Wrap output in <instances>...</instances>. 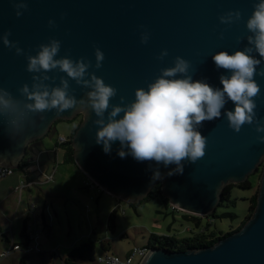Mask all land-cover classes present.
Segmentation results:
<instances>
[{"label":"water","instance_id":"water-1","mask_svg":"<svg viewBox=\"0 0 264 264\" xmlns=\"http://www.w3.org/2000/svg\"><path fill=\"white\" fill-rule=\"evenodd\" d=\"M15 2L0 0V36L11 32L9 41L17 42L26 55L33 56L39 45L55 39L61 43L56 59L76 61L83 57L93 66L94 52L99 48L105 57L102 67H92L89 72L117 89V96L110 100L115 106L121 103V97L125 103L134 101L135 90L146 89L161 69L174 66L177 56L190 63L193 81L204 80L222 89L219 77L230 73L218 70L212 56L219 51L233 54L247 46L250 33L246 21L258 0H25L27 10H21L19 18ZM229 11H239L241 19L231 25L221 24L219 17ZM49 20L55 21V28H49ZM144 31L150 34L147 44L140 41ZM221 33L223 39L219 38ZM164 50L168 55L158 60ZM26 55L17 56L0 41V87L17 99L21 98L18 90L25 84L31 88L32 76L37 75L26 71ZM47 75L51 79L46 83L51 86H58L61 77L68 79L59 71ZM254 79L261 89L256 100L257 119L264 125V77L257 75ZM69 85L70 94L77 100L90 91L71 79ZM230 110H234V104L229 101L221 118L202 122L198 131L206 137L205 156L195 164L184 162L182 173L175 171L174 164L165 167L154 161L138 162L131 155L121 158L118 152L128 149H121L119 141L105 153L103 145L96 143L98 126L94 121L98 118L79 105L59 114L51 110L35 115L34 122H29L20 135L11 133L0 119V165L18 170L31 143L46 136L56 121L75 119L83 111L72 145L75 164L92 183L128 203H140L155 186L158 171L170 206L209 217L222 202L224 187L246 182L264 161V143L257 139L264 132L257 133L256 125H244L235 133L223 116ZM110 111L105 113L106 122ZM142 264H264V168L256 207L239 230L201 249L151 247Z\"/></svg>","mask_w":264,"mask_h":264},{"label":"clouds","instance_id":"clouds-1","mask_svg":"<svg viewBox=\"0 0 264 264\" xmlns=\"http://www.w3.org/2000/svg\"><path fill=\"white\" fill-rule=\"evenodd\" d=\"M14 6L17 18L23 14L21 10H27L25 0H16ZM253 9L246 21L250 33L246 38L247 46L233 54L219 51L212 56L218 70L230 73L219 77L222 89L204 80L193 81L189 74L190 63L177 56L174 66L161 69L146 89L135 90L134 101L125 103L121 97V103L115 106L110 100L117 96V89L89 72L92 67L97 70L102 67L105 57L99 48L94 52L93 66L83 57L76 61L68 57L56 59L61 43L55 39L39 45L35 56L26 55L17 42L9 41L11 32L4 33L0 36L3 45L14 49L17 56L26 55V71L37 75L32 76L31 88L25 84L18 90L20 99L0 87V119L6 122L11 133L20 135L29 122H34L35 115L51 110L59 114L79 105L90 109L98 118L94 121L98 126L95 138L97 144L103 145L105 153L111 151L113 142L119 141L121 149H128L118 152L121 158L131 155L138 162L154 161L165 167L174 164L175 171L182 173L184 162L195 164L205 156L206 137L198 131L203 127L202 122L221 118L222 109L229 101L234 104V110L225 111L223 116L230 129L239 133L244 125H256L257 133L264 132L256 112L261 89L254 79L257 75L264 77V68H260L264 63V0L254 3ZM240 19L239 11H229L219 17V22L231 25ZM48 26L55 28V21L49 20ZM149 38L150 34L144 31L140 41L147 44ZM219 38L223 39V33ZM167 55L164 50L157 59L162 61ZM53 71L66 74L68 79L61 77L58 86H51L46 83L51 79L47 73ZM69 79L90 89L84 98L77 100L70 94ZM110 108L106 122L105 113ZM257 139L264 143V136ZM160 178L157 171L154 179Z\"/></svg>","mask_w":264,"mask_h":264},{"label":"rangeland","instance_id":"rangeland-1","mask_svg":"<svg viewBox=\"0 0 264 264\" xmlns=\"http://www.w3.org/2000/svg\"><path fill=\"white\" fill-rule=\"evenodd\" d=\"M78 115L84 117L85 114L80 111ZM78 125V119L58 120L51 132L37 140L32 150H28V156L33 159H36L38 151L43 152L39 158L40 165L34 161L28 166L33 177H40V184L39 189L34 185L30 187L34 190L32 194L24 190L20 203V195L13 189L19 185L18 179L22 177V172L17 170L13 176L0 182V224L8 229L13 228L11 240H23L20 234L25 219L28 226L32 227L30 234L40 233L37 241L39 252H15L1 260L0 264H62L61 259L71 250L89 241L96 247V256L103 252L102 244H109L107 247L110 252L124 257L135 247L150 246L152 234L176 235L179 238L192 234V223L184 220L182 213L167 209L156 199L134 203L139 205L132 207L131 203L106 193L92 183L75 163H66L62 150L53 154L51 149L59 137L69 138ZM263 168L264 161L249 176L248 179L255 181L251 189L232 188L231 199L235 200V206L218 207L216 213H233L236 217H211L213 229L224 233L234 232L252 215L250 198L258 195ZM47 176H52V181L46 182ZM162 183L163 178H160L155 185ZM229 185L235 184L225 187ZM32 205H35V209L27 216V209ZM46 205L49 207L47 213L44 212ZM112 213L115 219L114 227L110 229L108 223ZM42 214L50 228L45 226ZM54 251L55 256L51 255Z\"/></svg>","mask_w":264,"mask_h":264},{"label":"trees","instance_id":"trees-1","mask_svg":"<svg viewBox=\"0 0 264 264\" xmlns=\"http://www.w3.org/2000/svg\"><path fill=\"white\" fill-rule=\"evenodd\" d=\"M82 115H78L75 119L79 120V125L80 123L83 121L82 119ZM57 122V121H56ZM55 124V123H54ZM54 124L51 126V129L49 132H51L52 127L54 126ZM78 125V126H79ZM76 131V130H75ZM75 131H73L72 135L66 139L65 142L63 143H56L53 147H52V151L53 154H57L59 150H62L64 152V161L66 163H75L74 161V148L72 145V137L75 133ZM38 142V141H36ZM35 142L31 143L28 146L27 152L29 149H31L33 146H35ZM55 161H56V157H55ZM28 165L26 162H22L20 164L19 170L20 172H22L23 174L26 175V178L30 181L31 180V174L30 172H28ZM255 181L254 179H248L246 182L241 183V184H237V185H229L227 187H225V189L223 190V198H222V202L220 203V205L218 207H233L235 206V200L231 199V190L233 187H239L241 189H251L252 187H254ZM31 190V188L29 189ZM156 199L158 200L161 204H163L167 209L171 208V211L173 212H180L182 213V217L184 220L190 221L192 223V229H191V235L185 238H179L176 235H157V234H152L151 238H150V246L153 248H164L167 250H171V251H185L188 249H201V248H205V247H209L214 245L217 241H219L220 239L230 235L233 232H221V231H217L216 229L212 228L213 225V220H211V217H217L219 219H224V218H232L234 219L236 217L235 214L233 213H223L218 215L216 212L214 215H211L209 217H199V216H194V215H190L187 214L185 212L179 211L175 208H172V206H170L169 204V200L163 195L162 192V185L158 184L155 185L152 188V191L150 192V194L147 196V198L143 201L140 202L143 203L145 201L148 200H153ZM257 204V195H253L250 198V213H253L255 207ZM139 204H132V207H137ZM217 211V210H216ZM115 213V211H114ZM114 213H112L109 217V223H108V227L110 229H112L114 227ZM251 215H249V217H247V219H245V221H243L239 227L237 228V230H239L245 223L246 221L250 218ZM43 217V221L44 224L46 226H48V224L46 223V218L44 216V214L42 215ZM206 219V220H205ZM23 236H25L27 238V229H26V225H24V229L22 231ZM107 245H101L102 249L108 250L109 246L107 247ZM95 245L92 241L89 242H85L79 246H76L73 250H71L67 256L63 259H61L62 264H94L95 262ZM51 255H56V252L54 251L53 253H51ZM23 263L24 260H22Z\"/></svg>","mask_w":264,"mask_h":264},{"label":"built area","instance_id":"built-area-1","mask_svg":"<svg viewBox=\"0 0 264 264\" xmlns=\"http://www.w3.org/2000/svg\"><path fill=\"white\" fill-rule=\"evenodd\" d=\"M67 138L65 137H59L58 143H63L66 141ZM39 157L37 156L36 159H33L31 157L25 156L23 159L24 162L27 164H30L32 162H36L38 165H40ZM22 161V162H23ZM21 162V163H22ZM19 170V169H18ZM17 169H13L10 167H4L0 165V182L10 176H13L16 173ZM52 181V176H47L46 182ZM37 179H31L30 181L26 178V175L23 174L20 180L19 185H17L14 188V192L18 193L19 200L21 199L22 192L24 190L30 189L32 185L38 186L40 183ZM21 201V200H20ZM19 201V202H20ZM174 208V207H172ZM35 209V205L30 206L27 209L26 215L32 214L33 210ZM49 210L48 205L45 206L44 212L47 213ZM43 215V214H42ZM49 225V224H48ZM46 226V225H45ZM48 228V226H46ZM27 229V238L23 236L22 242H15L11 240L12 235V228L5 231H0V244L2 242H5V247L0 248V261L7 259L9 256H12L15 252H24L26 254L30 253H36L39 252V244L38 240L40 239V233H31L32 227L26 225ZM103 252H101L99 255L95 256V262L96 264H142L145 258L148 256L151 250V246L148 247H135L133 248L126 256H120L116 253H112L108 250L102 249Z\"/></svg>","mask_w":264,"mask_h":264},{"label":"crops","instance_id":"crops-1","mask_svg":"<svg viewBox=\"0 0 264 264\" xmlns=\"http://www.w3.org/2000/svg\"><path fill=\"white\" fill-rule=\"evenodd\" d=\"M35 143H36V142H35ZM29 150H32V148L29 149ZM42 154H43L42 151H38V153H37L36 155L41 157ZM28 155H29V154H28V152H27L26 156H28ZM28 157H30V156H28ZM40 157H39V158H40ZM31 158H33V157L31 156ZM56 159H57V158H56ZM28 166H29V165H28ZM28 172H30L29 169H28ZM22 174H23V173H22ZM30 174H31V179H37L38 181H40V177H39V176H38V177H37V176L33 177V175H32L31 172H30ZM18 180H19V181L21 180V177H20V176H19V179H18ZM37 188L39 189L38 186H37ZM13 190H14V189H13ZM27 191H28L30 194H32V193L34 192V190H32V189H31V190L28 189ZM40 192H41V191H40ZM45 195H46V194H45ZM20 200H21V199H20ZM20 200H19V201H20ZM18 203H20V202H18ZM26 221H27V220L25 219L23 225H27V224H28V223H26ZM9 228H10V227H9ZM48 228H50L49 225H48ZM7 229H8L7 226H6V227H5V226L2 227L1 224H0V231H5V230H7ZM12 229H13V228H12ZM23 229H24V226H23ZM23 229H22V231H23ZM22 231H21L20 236H21L22 238H24V237H23V234H22ZM14 241H15V240H14ZM22 241H23V240H22ZM22 241H21V242H22ZM15 242H16V241H15ZM17 243H19V242H17ZM5 245H6L5 242H2V243L0 244V248H4ZM5 248H6V247H5ZM51 253H53V252H51ZM24 262H25V261H24Z\"/></svg>","mask_w":264,"mask_h":264}]
</instances>
